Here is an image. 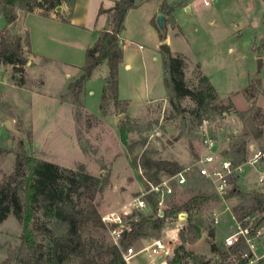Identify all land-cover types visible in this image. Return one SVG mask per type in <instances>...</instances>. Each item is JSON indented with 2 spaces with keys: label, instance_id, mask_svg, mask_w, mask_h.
Segmentation results:
<instances>
[{
  "label": "rangeland",
  "instance_id": "1",
  "mask_svg": "<svg viewBox=\"0 0 264 264\" xmlns=\"http://www.w3.org/2000/svg\"><path fill=\"white\" fill-rule=\"evenodd\" d=\"M160 2L161 14L166 16V32L162 37L167 33L172 39V48L182 53H165L160 49L154 66L161 70L162 59L168 55L182 57L183 79L192 89L198 87L201 74H206L217 92L207 115L199 119L195 112L197 103L191 97L182 98L173 105L168 95L165 99L149 102L138 117H130L128 111L122 112L124 104L114 105L109 86L110 96L104 95L103 105L105 112L116 114L115 129L85 107L80 109L82 116L76 130L72 93L66 89L61 96L63 101L72 105V113L53 98L34 93L44 95L48 89L50 96L56 97L63 89L62 77L73 71V65L85 62V51L78 52L76 46L71 42L66 44L64 41L69 40L64 39L54 44L56 48L49 50L46 47L44 50V32L50 31L44 27L45 19L41 16L44 15V6L35 7L34 13L27 15L26 8L19 4V19L8 23L0 4V31L12 47L20 45L27 59L25 64L7 63L0 55V147L5 150L0 154V181L14 171L22 139L29 154L54 162L65 172L76 169L77 162H83L90 174L109 176L110 184L103 194L93 200L86 196L79 199L82 208L91 201L96 203L103 220L107 218L106 228L88 225L83 229L91 255L100 262L109 261L112 255L107 252V247L120 242L121 237L113 233L119 227L116 218L121 217L122 224L129 227L142 215L157 219L175 206L200 195L201 202L191 210L184 209L165 218L160 231L150 228L149 236L133 245L143 248L155 238L165 237L176 246L174 264H196V261L211 264L213 256L225 252V240L239 226L253 225L262 219L257 226L264 229V213L237 209L241 197H230L231 193L226 196L215 194L210 189L209 180L195 172L189 173L187 184L180 186L170 179L173 173L160 171V182L166 181L173 188L160 205L158 196L148 193L149 182L156 183L146 177V170L136 165L134 158L137 163L143 154L155 160L177 161L184 169L204 153L201 124L207 118L212 120L214 133L219 139L218 151L237 163H244V173L235 179V184L244 190L264 194V185L258 183L264 164L250 163L253 157L251 147L264 150V0H217L210 6H205L204 0H192L191 11L183 9L188 0ZM72 5L73 0H62V9L51 10L48 14L62 19L69 16ZM140 10L135 11L139 16L147 14L145 9ZM158 31L160 35L163 33L159 27ZM144 43L147 48L152 47L148 41ZM30 47L38 49L37 54L44 53L51 61L33 55ZM255 81H258L257 91L250 87ZM94 98L96 103L97 97ZM81 101L84 102V98L81 97ZM252 103L260 110L256 116L255 113L249 115L254 131L244 136L246 122L241 115L251 109ZM122 114H125L124 118ZM7 119L13 120L18 132L6 128ZM242 140L246 142L245 156L238 162L240 154L235 151L242 147ZM140 197L145 199L146 206L135 205ZM32 224L54 227L52 210L39 209ZM190 226L198 228L197 235ZM182 232L187 239L183 238ZM23 235V223L14 214L0 224V264H16L15 257ZM37 240L44 244L46 251L52 247V240L46 235L38 234ZM261 241L259 251L264 250V233ZM142 259L146 260L148 256L138 261ZM73 264H78V260Z\"/></svg>",
  "mask_w": 264,
  "mask_h": 264
},
{
  "label": "trees",
  "instance_id": "2",
  "mask_svg": "<svg viewBox=\"0 0 264 264\" xmlns=\"http://www.w3.org/2000/svg\"><path fill=\"white\" fill-rule=\"evenodd\" d=\"M1 12L8 23L19 19L17 6L22 4L26 11L33 12L35 7L44 6V15L49 16L51 10L57 9L62 5V0H0ZM136 6V0H118L111 9L100 8V13L110 14L108 27L100 35L97 42L86 52V61L81 67L80 74L72 78L68 84V93L74 96V118L76 125L81 121V108H85L81 101L86 91V82L91 78L95 68L107 60L109 65V83L112 89L114 104H124L127 111V101H120L118 96V70L123 61V49L118 43L119 35L125 29V17L127 12ZM68 22L67 17L62 18ZM29 37V32H28ZM30 38V37H29ZM30 45V40H29ZM0 55L7 63L25 64L27 59L22 54L19 44L12 47L5 35L0 31ZM183 58L180 56L168 55L164 59L165 84L170 96V102L176 105L177 101L185 97H191L197 103L195 112L200 120L207 115L209 105L217 98L216 88L206 74H201L199 85L196 89L187 86L183 79ZM258 81L252 82L251 89L257 91ZM65 97V96H64ZM260 108L252 103L251 109L242 113L241 117L245 123V134L253 133L250 126L252 114L259 113ZM242 147L236 149L240 154L238 162L245 156V144L242 140ZM21 151L17 153L14 171L0 181V224L14 214L24 226L23 241L16 253V264H73L78 260V264H127L123 258L122 250L135 243L141 238L149 236V229L160 231L165 218L172 217L178 212L186 209L191 210L201 202L202 196L196 195L180 206H175L167 211L164 216L154 219L152 216L142 215L139 220L132 221L128 228L121 234L119 245L107 247V252L112 255L106 262H100L91 255L88 242L83 237V229L92 225L98 228H106L108 224L103 220L98 205L89 202L85 208L79 206V199L83 196L93 200L97 195L105 192L110 184L109 176H97L87 171L86 164L77 162V168L67 172L54 162L42 160L26 151L25 141L19 142ZM0 147V154L3 153ZM136 165H141L146 170V177L155 183L160 182L158 173L167 171L177 173L182 166L177 161L155 160L145 154L141 156L140 162L134 158ZM155 170V172H152ZM151 181V180H150ZM235 181V180H234ZM239 196L242 201L237 207L246 212L264 213V194L257 191H247L235 184V188L230 197ZM152 201V197L149 196ZM149 200V199H148ZM41 208L51 209L55 218L54 227L44 225L35 226L32 224L35 214ZM264 220V219H263ZM254 222L255 228L260 222ZM247 225V224H245ZM114 226V224H112ZM194 233L199 232L195 226H190ZM42 234L51 238L52 247L49 251L45 250L44 244L37 240V235ZM184 239H187L182 232ZM195 238H192L194 241ZM182 248H184L182 246ZM185 249V248H184ZM233 247V252L237 251ZM223 257L227 256L222 252ZM196 264H205L196 261Z\"/></svg>",
  "mask_w": 264,
  "mask_h": 264
},
{
  "label": "crops",
  "instance_id": "3",
  "mask_svg": "<svg viewBox=\"0 0 264 264\" xmlns=\"http://www.w3.org/2000/svg\"><path fill=\"white\" fill-rule=\"evenodd\" d=\"M117 1L118 0H73L70 14L67 16L69 19L68 22L57 17L55 14L52 16L40 14L45 19L44 27L50 30L49 32H44V50L46 47L49 50L56 48L57 46L54 44L59 42L60 39L69 40L64 42L66 44L71 42L73 46L77 47L76 49L78 52L81 51L84 53L85 51L86 61L87 49L97 42L100 35L109 24L110 14L108 12L100 13V8L106 10L111 9L115 6ZM160 1L162 0H136V6L131 8L126 14L125 29L118 38V43L123 49V61L120 63L118 70V96L120 101L128 102L127 111L130 117H138L149 102L165 99L168 96V89L165 84L164 57L162 59L161 70L154 66V61L158 59L161 45L166 42L170 47L171 53L177 51L182 53L178 49L175 50L172 48V39H170L167 33L165 37H162L165 33L159 34L156 21L157 16L161 14ZM191 1L192 0H188L183 9L191 11ZM215 2H217V0H215ZM63 8L66 9V7ZM139 9H141V12L145 9L147 14L145 16H139L138 11L135 12ZM31 13L34 12H29L27 15ZM174 14L176 15V11H174ZM145 41H148L152 47L147 48L148 45L144 43ZM30 50L36 57L46 59L49 62L51 61V58L43 55L44 53L37 54V52L39 53L38 49L34 48V50H32V47H30ZM81 64L82 63H80V65H73V71L67 72L65 76L62 77L60 84L63 89L59 91L56 97H51L48 89L45 90L46 92H44V95L39 93L34 94L48 97L49 99L53 98L60 103L63 109H70L72 113V105L63 101L61 96L66 91L70 80L77 77L85 62ZM109 74V65L107 60H105L95 68L91 78L86 82V91L83 98L85 107L90 110L93 115L101 118L104 124L115 129L117 126L116 114L113 113V111L105 112V107L103 105L104 95L110 96L108 94L109 86H111L109 83ZM95 96L97 97L96 103ZM111 98L113 100V97ZM91 104H93V108Z\"/></svg>",
  "mask_w": 264,
  "mask_h": 264
},
{
  "label": "built area",
  "instance_id": "4",
  "mask_svg": "<svg viewBox=\"0 0 264 264\" xmlns=\"http://www.w3.org/2000/svg\"><path fill=\"white\" fill-rule=\"evenodd\" d=\"M204 1L205 5H210L215 0ZM212 123V120L205 118L201 124L204 153L200 154L192 164L171 175L170 179H174L178 185L183 186L188 182V174L195 172L209 180L211 191L219 196H226L234 189L236 183L234 180L244 173V163H237L218 151L219 139L214 133ZM251 148L253 156L250 161L251 165L264 164V150ZM258 183L260 186L264 185V171L259 173ZM149 184L151 187L148 189V193L158 196L160 205H163L165 195L173 192V188L166 181L156 184L149 182ZM145 202V199L140 197L136 200L135 205L144 207L146 206ZM106 219L104 218V221ZM115 221H118L119 227L113 233L121 237L123 230L128 227L122 224L121 217L116 218ZM253 225L239 226L237 231L224 242L227 256L223 257L221 254H217L213 256L211 264H228L227 262L231 264H264V250L259 251L258 249L261 246L264 229L258 226L254 228ZM116 243L119 245V242ZM235 246L238 249L233 252ZM122 255L127 264H174L176 246L165 237H158L143 248H136L132 244L122 250ZM145 255L148 256V259L138 261Z\"/></svg>",
  "mask_w": 264,
  "mask_h": 264
},
{
  "label": "water",
  "instance_id": "5",
  "mask_svg": "<svg viewBox=\"0 0 264 264\" xmlns=\"http://www.w3.org/2000/svg\"><path fill=\"white\" fill-rule=\"evenodd\" d=\"M58 10H61L62 9V6H59L57 8ZM165 15L164 14H159L157 16V24H158V27L162 30L163 33L166 32V27H165ZM161 49L165 52V53H169L170 52V47L167 43H163L161 45ZM125 114H122V118H124ZM5 126L8 130L10 131H14V132H18V130L14 127V122L13 120L11 119H7L5 121Z\"/></svg>",
  "mask_w": 264,
  "mask_h": 264
},
{
  "label": "bare ground",
  "instance_id": "6",
  "mask_svg": "<svg viewBox=\"0 0 264 264\" xmlns=\"http://www.w3.org/2000/svg\"><path fill=\"white\" fill-rule=\"evenodd\" d=\"M214 2H215V1H214ZM214 2H212L211 4H213ZM211 4H210V5H211ZM204 5H205V1H204ZM210 5H205V6H210Z\"/></svg>",
  "mask_w": 264,
  "mask_h": 264
}]
</instances>
